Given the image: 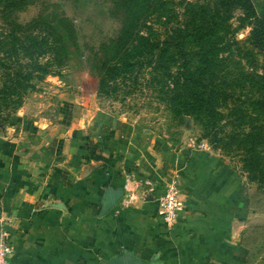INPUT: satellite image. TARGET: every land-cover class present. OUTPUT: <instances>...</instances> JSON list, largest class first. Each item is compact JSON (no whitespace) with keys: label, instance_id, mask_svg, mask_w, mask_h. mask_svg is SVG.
<instances>
[{"label":"crops","instance_id":"1","mask_svg":"<svg viewBox=\"0 0 264 264\" xmlns=\"http://www.w3.org/2000/svg\"><path fill=\"white\" fill-rule=\"evenodd\" d=\"M254 1L264 15V0ZM39 126L24 117L0 127V228L12 260L254 264L264 257L262 251L249 259L253 230L264 221L252 217L260 206L218 157L156 153L152 143L97 115L62 141L43 136ZM169 177L178 179L184 205L172 226L155 213Z\"/></svg>","mask_w":264,"mask_h":264},{"label":"rangeland","instance_id":"2","mask_svg":"<svg viewBox=\"0 0 264 264\" xmlns=\"http://www.w3.org/2000/svg\"><path fill=\"white\" fill-rule=\"evenodd\" d=\"M152 1L24 0L17 9L0 11V80L8 70L5 65L14 59L7 54L12 50V43L7 42L11 36L16 40L14 45L33 36L37 40L51 39L42 23L52 22L67 50L66 59L61 61L54 50L39 56L46 71L29 80L31 85L21 93L18 105L13 107L0 98V127L27 117L40 125L43 136L62 141L89 127L95 115L108 117L123 132H133L142 142L152 143L151 150L156 153L179 158L201 152L218 157L245 194L249 192L254 201L264 200V184L257 169L229 143L227 133L233 122L222 116L214 127L197 115L173 113L159 99L150 69L147 72L139 64L140 37L152 39L182 19L181 4L185 0ZM206 3L210 0H203V5ZM140 12L144 19L136 30L133 22ZM240 15L241 9L234 8L229 26L220 31L226 43L218 50V58L224 59L222 63L231 73L238 74L242 69L259 72L261 50L245 39L250 26H239ZM17 52L19 62L24 61L20 46ZM115 65L118 67L112 72ZM232 92L243 97L254 89ZM260 210L252 216L254 219L264 217L262 203ZM263 224H258L261 229L253 233L254 248L257 244L264 246ZM263 263L261 257L254 264Z\"/></svg>","mask_w":264,"mask_h":264},{"label":"trees","instance_id":"3","mask_svg":"<svg viewBox=\"0 0 264 264\" xmlns=\"http://www.w3.org/2000/svg\"><path fill=\"white\" fill-rule=\"evenodd\" d=\"M23 1L0 0V11L17 9ZM181 6V20L165 27L161 35L152 39L140 37L142 60L139 64L143 69L147 68V72L150 69L148 73L153 74V85L159 99L173 113L197 115L205 124L214 127L222 116L227 122H233L227 133L229 143L257 169L260 182L264 184V15L256 11L251 0H210L205 5L203 0H185ZM236 7L241 9L239 26H250L245 39L260 47L262 61L259 72L242 69L238 74L231 73L229 67L222 63L224 59L218 58V50L226 43L220 31L229 26L228 20ZM143 12L135 16L133 25H137L136 30L138 24L143 23ZM42 24L51 39L41 37L37 40L33 36L25 43L18 44L17 40L16 45L12 36L6 40L12 43V50L7 54L14 59L5 65L8 70L0 80V98L13 107L20 103L21 93L31 85L29 80L38 72L46 71L39 56L54 50L58 61L66 59V45L55 25L52 22ZM19 46L26 57L20 62ZM116 67L111 68L112 72ZM243 88H253L254 92L243 97L232 92ZM222 109H225L223 113ZM255 203L259 207L264 200L259 198ZM261 227L256 226L253 231L257 232ZM252 247L250 261L255 259L257 252L264 251L260 244Z\"/></svg>","mask_w":264,"mask_h":264},{"label":"built area","instance_id":"4","mask_svg":"<svg viewBox=\"0 0 264 264\" xmlns=\"http://www.w3.org/2000/svg\"><path fill=\"white\" fill-rule=\"evenodd\" d=\"M183 199L180 196L179 184L176 177H169L163 183V188L155 201V213L167 226L175 224L183 211ZM8 232L0 228V264H26L12 260L11 243L7 239Z\"/></svg>","mask_w":264,"mask_h":264},{"label":"water","instance_id":"5","mask_svg":"<svg viewBox=\"0 0 264 264\" xmlns=\"http://www.w3.org/2000/svg\"><path fill=\"white\" fill-rule=\"evenodd\" d=\"M119 194H120V190L118 189L117 191H115L114 194H112L111 196L107 197L105 199V203L103 205V210H106L111 205H113V203L116 201V199H117V197H118Z\"/></svg>","mask_w":264,"mask_h":264}]
</instances>
